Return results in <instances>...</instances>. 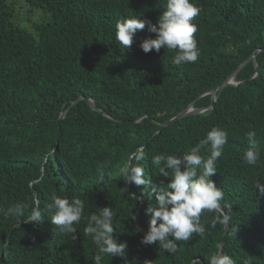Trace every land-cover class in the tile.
<instances>
[{
  "label": "trees",
  "instance_id": "trees-1",
  "mask_svg": "<svg viewBox=\"0 0 264 264\" xmlns=\"http://www.w3.org/2000/svg\"><path fill=\"white\" fill-rule=\"evenodd\" d=\"M23 1L49 19L27 30L15 22L9 0H0V264H94L97 246L85 235L86 219L76 226L74 241L58 234L50 222L53 196L82 199L85 217L113 208L114 235L127 249L124 257L105 256L102 264H209L224 231L221 224L209 227L215 214L201 217L205 236L178 242L175 254L142 244L150 220L144 209L155 206V195L139 199L144 186L125 185L120 170L143 147L148 187L159 188L168 179L158 176L151 157L181 154L214 126L228 132L210 177L232 211L221 251L235 264H264V196L254 187L257 177L264 178V50L256 64L240 67L237 85L216 93L211 110L160 129L193 102L208 107L210 95L203 94L264 49V0H195L201 54L179 66L167 48L143 52L140 42L155 38L147 26L128 49L115 40L118 21L142 13L156 24L166 0ZM249 131L260 142L256 166L243 159ZM106 163L101 181L97 169ZM140 202L144 233L133 224ZM16 203L27 205L23 219L38 206L44 220L6 216Z\"/></svg>",
  "mask_w": 264,
  "mask_h": 264
},
{
  "label": "clouds",
  "instance_id": "clouds-1",
  "mask_svg": "<svg viewBox=\"0 0 264 264\" xmlns=\"http://www.w3.org/2000/svg\"><path fill=\"white\" fill-rule=\"evenodd\" d=\"M199 12L195 0H166L156 24L142 13L118 21L115 40L123 49H128L134 43L136 33L147 26V31L154 33L155 38H145L140 42L139 47L144 53L167 48L175 52L172 58L175 65L195 63L201 54L195 37L198 26L194 22ZM246 139L247 150L243 159L246 164L256 166L260 158V142L256 132L249 131ZM227 143L228 132L214 126L204 138L181 154L153 155L151 165L158 169V176L168 179L167 183L161 181L159 188L148 187L149 181L141 163L145 159L143 147L130 154L120 170L125 185L144 186L139 197L141 200L153 194L156 199L155 206L149 205L144 209L146 215L150 214V220L148 230L141 239L142 244L155 243L168 254H175L178 242H187L194 234L202 238L205 236L207 228L201 217L206 212L215 214L209 222L211 228L217 224L227 226L230 223L231 206L222 203L224 191L210 179L217 172V161L223 155ZM206 148L209 152L207 158L203 155ZM108 167L106 163L97 169L96 174L101 181ZM254 187L258 195L264 196V178L257 177ZM26 208L24 203H16L7 209L5 215L27 223L44 220L38 206L32 208L26 220L23 219ZM49 209L52 212L50 222L56 226L58 234L70 236L73 241L76 239V226L86 219L85 235L91 236L97 246L94 264H102L105 256H125L127 244L118 242L114 235L115 212L111 206L99 208L98 212L85 217V202L82 199L53 196ZM193 264H200V261L193 259ZM209 264H235V261L230 255L218 250L210 257Z\"/></svg>",
  "mask_w": 264,
  "mask_h": 264
},
{
  "label": "water",
  "instance_id": "water-1",
  "mask_svg": "<svg viewBox=\"0 0 264 264\" xmlns=\"http://www.w3.org/2000/svg\"><path fill=\"white\" fill-rule=\"evenodd\" d=\"M260 50H264V49H257L255 50L250 56L249 58L244 61L240 66L239 68H237L227 79H225L224 81H222L220 84H218L217 86H215L214 88L210 89L209 91L205 92L203 95H207L209 94L210 95V105L208 107H205V108H196L194 107V103H191L187 108L183 109L182 111L178 112L177 114H175L174 116H172L171 118H169L168 120H166L165 122H163L161 125H160V129H162L163 127L167 126L168 124L180 119V118H183V117H186V116H190V115H196V114H200V113H203V112H206V111H209L213 108V105H214V102L216 100V93L220 90H222L223 88L227 87V86H235L237 85L239 82H236L234 80V76L235 74L237 73V71L240 69V67H242L246 62H248L249 60H253V62L255 63V56L256 54L260 51ZM256 64V63H255ZM83 97L80 96L79 98H77L72 104L78 102L79 100H81ZM87 104L92 108L93 107V103L90 99H87L86 100ZM62 117V115H61ZM159 129V130H160ZM140 206H141V202H140V205L138 207V209L136 210V212L134 213V216H133V224L135 226V228L139 231H141L142 233H144L142 231V229L140 228V225L138 223V213H139V209H140ZM227 229H228V225L225 226L224 225V231H223V235H222V240H221V243H220V246H219V251H221L222 249V245H223V242H224V238H225V235H226V232H227Z\"/></svg>",
  "mask_w": 264,
  "mask_h": 264
},
{
  "label": "rangeland",
  "instance_id": "rangeland-1",
  "mask_svg": "<svg viewBox=\"0 0 264 264\" xmlns=\"http://www.w3.org/2000/svg\"><path fill=\"white\" fill-rule=\"evenodd\" d=\"M15 22L20 27L33 31L36 24L46 22L49 14L39 8H30L23 0H9Z\"/></svg>",
  "mask_w": 264,
  "mask_h": 264
}]
</instances>
